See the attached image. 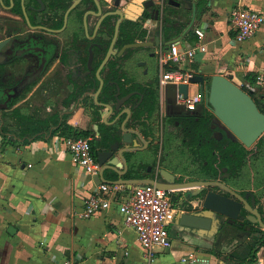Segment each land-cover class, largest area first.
Returning a JSON list of instances; mask_svg holds the SVG:
<instances>
[{
    "label": "crops",
    "instance_id": "obj_1",
    "mask_svg": "<svg viewBox=\"0 0 264 264\" xmlns=\"http://www.w3.org/2000/svg\"><path fill=\"white\" fill-rule=\"evenodd\" d=\"M146 1L122 0L118 8L125 14L123 21L127 19L143 24L147 30L145 39L162 42L183 33L192 16V4L197 5L198 0H167L165 3L163 0H152L154 5L150 7L145 6ZM103 5L105 9H110L113 2L104 0ZM165 5L175 10L171 14L177 21L176 27L186 23L176 36H169L163 27ZM238 7L264 12V0H209L208 9L200 18L196 17L192 34L189 33L191 28L177 42L183 49L203 42L206 51H198L194 59L185 65L181 64V67L193 74L201 73L205 79H211L215 74H226L238 84L254 89L257 80L252 83L247 76L252 72L263 76L264 25L253 38L238 41L229 22L230 13ZM158 9L162 13L157 18ZM147 12L149 16L144 17ZM198 27L206 31L203 40L195 33ZM121 47L119 45L117 48ZM152 48H148L139 60L130 59L132 50L125 51L115 60L119 68L116 76L111 77L108 69L103 73L105 84L108 79V83L113 79L122 84L127 78L139 85H147L155 73L159 63L157 53L161 50L160 46L155 47L156 56L152 57L149 56ZM99 83V80H91L89 85L96 90ZM195 85L199 88L198 84ZM34 92L35 89L12 107L9 105L8 108L0 109V264H142L144 249L134 229L126 226L117 200L109 208L89 218L79 216L96 181L87 178L68 155L57 153L62 147L60 137L64 135L58 131L30 142H25V138L21 137L19 125L11 111L18 107L31 113L23 108V104L32 98ZM129 92L124 90L121 96ZM138 96L127 100L123 107H131ZM78 99L74 98L75 106L65 113L66 119L75 129L90 131L89 137L96 156L99 149L107 147L100 144L106 128L114 131L121 147L127 146L123 142L121 128L126 114L121 115L116 109L111 111L97 104L93 92L86 96L84 106L78 105ZM161 99V105H172L167 101L166 92ZM99 101L114 105L117 100ZM103 115H106V119ZM5 124H11L14 128L4 132ZM126 126L139 131L130 123V119ZM142 133L144 138L149 135L146 131ZM133 139L135 144L140 142L136 135ZM143 147L142 151L128 152L126 156L136 155L147 159L148 146ZM129 174H132L130 169L124 177L130 178ZM121 186L125 190L130 189L126 185ZM170 228L176 230V236H171ZM213 231L214 228H183L175 219L169 227L171 246L157 248L155 264H240L239 258L229 252L218 256L211 251L216 246ZM254 264H264V246L258 250Z\"/></svg>",
    "mask_w": 264,
    "mask_h": 264
},
{
    "label": "flooded vegetation",
    "instance_id": "obj_2",
    "mask_svg": "<svg viewBox=\"0 0 264 264\" xmlns=\"http://www.w3.org/2000/svg\"><path fill=\"white\" fill-rule=\"evenodd\" d=\"M103 1L0 0V42L3 43L0 50V104L8 100L11 106L16 98L21 100L34 89L35 92L41 89L43 94H47L48 102L42 103L50 115H65L75 106L73 100L76 97L79 98L76 101L78 105L84 106L91 87L89 82L98 81L97 69L115 38L117 16H105L106 12L115 10V0H112L110 9L100 11L98 6L104 7ZM118 39L119 36L114 47L119 46ZM91 44L95 51L92 70L88 67ZM160 48L166 49L165 46ZM152 49L156 53V48ZM116 58L109 60L102 75L108 69L111 77L116 76L114 69L119 70ZM160 76L158 63L147 85H139L127 78L122 83L123 91L127 87L130 88L129 93H142V100L137 93L129 98L139 95L131 106L141 101L129 119L142 135V131L149 134L147 137L144 135L149 141L148 157H138L139 162L130 168V178L172 180L169 175L165 176L163 171L166 170L174 176L176 183L212 181L214 184L205 191L214 190L231 198H243L236 218L216 217L219 221L213 235L215 245L229 240L241 243L243 249L244 241L264 239L261 223V220L264 223V132L252 145H247L216 119L205 95L202 98L200 94V101L194 109L180 104L177 95L176 106L161 105ZM246 91L264 113V91ZM147 93L157 94L158 100L153 102L154 109L143 111ZM205 118H208V130L201 131L198 127ZM64 120L68 122L61 117V123ZM174 150L175 153H171ZM221 161L224 165L217 173V163ZM202 187H195L193 194ZM174 189H177L175 199L183 202L182 209L190 210L186 188ZM196 198L199 210L203 211L201 194ZM248 204L259 214L250 212Z\"/></svg>",
    "mask_w": 264,
    "mask_h": 264
},
{
    "label": "water",
    "instance_id": "obj_3",
    "mask_svg": "<svg viewBox=\"0 0 264 264\" xmlns=\"http://www.w3.org/2000/svg\"><path fill=\"white\" fill-rule=\"evenodd\" d=\"M121 2L122 0H115L114 6L117 9L110 10L105 14V16H118V19L116 21L115 38L106 56L103 58L101 64L97 69V79L100 82L99 86L96 90L93 87H89L88 93L93 92L97 104L102 105L110 109L111 111L116 109L119 113H121V115L126 114V118L124 119L121 128L123 130V142L126 143L127 146L121 147L120 143L115 140L109 146L98 150L97 158L101 168L99 173L95 177V181L97 184L108 183L111 185H126L128 187H132L134 184L151 183L165 190L171 188H186L185 191L189 193L187 200L191 202V209L183 210V202H178L179 211L175 218L176 221L183 228H192L198 230L203 228H214L213 232L215 233L218 229L217 224L219 221L216 217L218 215H222L232 219L236 218L240 214L243 198H231L214 190L205 191V188L214 184V182L212 181H189L184 183H176L174 176L166 170L163 171L165 176L167 177L169 175L172 180L166 178L167 181H159L157 179L146 177H124L131 166L139 162V158L136 155L127 157L126 153H137L142 151L144 147L140 145V142L144 145H148L149 141L145 139L142 134L136 129H132L126 126L129 118L131 117L133 109L137 108L141 101L131 107L123 106L133 94H140L141 100L143 98V95L139 91H136L121 96V93L123 91L121 83L112 79L110 80V83L116 86V103L113 105L106 102H100L98 98L103 88L105 87V78L102 75L103 69L107 66L109 60L112 57H121L125 51L130 49L132 50L130 59L139 60L144 56L145 51H147L150 47H169L172 43L178 42L192 28L196 20V3L192 4V16L188 22L187 27L178 37H174L162 42H157V40L153 41L150 39H144L125 43L121 48H117L114 47V44L119 36L121 24L125 17L123 10L118 8L121 6ZM151 5H154V2L152 0H148L145 2L146 7H150ZM98 8L100 11L104 9V7H102L101 5L98 6ZM161 13L162 11L160 9L156 10V17L158 18ZM163 34L165 38V31H163ZM2 45L3 43L0 42V50L2 48ZM93 46L94 45L91 44L89 48L88 67L90 70L94 68V66L92 65L95 52ZM155 55V52L149 53V56L154 57ZM138 63L141 62L138 61ZM189 82L199 85L200 94L202 98L204 97V95L206 96L207 102L212 107L216 119L226 127H228L240 140L244 141L247 145H252L264 132V113L259 109L252 96L245 89H243L240 84L232 80L226 74H215L211 77L210 81L207 82L203 74L194 73L189 78ZM15 90H17V88ZM178 91L184 93L187 96L189 91V84L182 83L180 85H175L173 83H169L166 86V97L168 103L176 106L175 101ZM8 107V100L3 104H0V109ZM93 111H95L94 107ZM103 116L105 118L106 115ZM134 135H136L140 141L138 144H135V141L133 139ZM112 136L113 138H115L116 134H113ZM199 186L203 187L199 190V192L193 194L194 188ZM200 194L202 202L201 208H203V211L199 210L200 207L196 198ZM248 209L250 212L254 211L259 214V212L257 210H254L249 204ZM261 223L264 226L262 220Z\"/></svg>",
    "mask_w": 264,
    "mask_h": 264
},
{
    "label": "built area",
    "instance_id": "obj_4",
    "mask_svg": "<svg viewBox=\"0 0 264 264\" xmlns=\"http://www.w3.org/2000/svg\"><path fill=\"white\" fill-rule=\"evenodd\" d=\"M229 22L236 32L238 41L248 40L253 38L264 25V12L249 7H238L230 13ZM195 33L202 40L206 35L202 27L196 28ZM198 51H206L203 42L186 49L179 47L175 42L168 49L164 51L161 49L158 52L162 96L169 83L191 84L189 78L193 72L185 71L181 64L185 65L194 59ZM167 65L176 69L167 70ZM177 99L185 107L194 109L200 101V90L195 95H192L189 90L187 96L178 91ZM60 140L62 147L57 153L68 155L76 167L81 169L87 178L94 181L101 167L93 151L91 137L62 136ZM94 187L93 192L85 199L79 216L89 218L109 208L111 203L117 200L126 226L134 229L144 249L142 264H155L157 248L171 246L169 227L179 211L178 201L175 199L177 189L165 190L151 183L138 184L129 190H125L121 185L114 186L108 183H95Z\"/></svg>",
    "mask_w": 264,
    "mask_h": 264
},
{
    "label": "trees",
    "instance_id": "obj_5",
    "mask_svg": "<svg viewBox=\"0 0 264 264\" xmlns=\"http://www.w3.org/2000/svg\"><path fill=\"white\" fill-rule=\"evenodd\" d=\"M208 2L209 0H198L197 1V18H200L202 14L208 9ZM175 10L171 8L169 5H165L163 9L162 14V22L163 27L166 29L169 36H176L182 32V30L185 28L186 23H181L180 27H176L175 23L177 22L174 18H172V14ZM148 12L144 14V17H148ZM143 17V18H144ZM171 24V25H169ZM194 28L190 30V34H192ZM147 35V30L143 27V24L138 21H131V20H124L121 24L120 29V35L118 39V44L120 46L124 45L128 42H133L139 40H143L145 36ZM114 66V65H113ZM112 66V68H114ZM176 69V67L167 65V70ZM118 72V69H114V73L116 74ZM258 77V73H249L247 78L250 80V82L255 83ZM210 80V79H209ZM121 83V82H120ZM122 85V84H121ZM244 87V86H242ZM124 90H130V88H123ZM244 89L248 90V88L245 86ZM116 93V86L111 83H106L105 87L103 88L99 100L103 101H111L115 98ZM19 99L16 98L13 103L11 104V107L16 104V102ZM158 100V96L155 93H147L145 101H144V110H152L155 108V105H153V102H156ZM13 117L17 120V123L19 125V133L21 137H24L25 142H30L31 140H35L38 138H44L47 134L50 133H56L60 131L61 134L64 136H89L90 131L89 130H82L79 131L75 129L72 125H70L65 120L61 123V117L66 119V114L61 116L60 114L56 113L54 115H49L47 117L42 116H36L35 114L28 113L22 111L21 108H14L11 111ZM142 113V111H141ZM209 118V117H208ZM208 118H205L203 120V124H200L201 126L198 127L202 130L206 129L208 130L207 120ZM193 122H195V119H193ZM191 127L194 129V126L191 125ZM14 128L11 124H5L3 131H8ZM114 131L111 129H105L103 131V137L102 142L100 143L103 146H108L111 144V142L117 140V137L113 138ZM92 143V142H91ZM93 148V145H92ZM94 151V148H93ZM95 152V151H94ZM217 169L216 172L218 173L220 171V168L222 165H224V162H218L217 163ZM129 177H131V174H129ZM264 246V239L251 242L247 246V252L244 256H239L237 254H232L239 258L240 264H254L257 257L258 250ZM222 245L219 244L217 247H214L211 249V251L218 255L222 256Z\"/></svg>",
    "mask_w": 264,
    "mask_h": 264
},
{
    "label": "rangeland",
    "instance_id": "obj_6",
    "mask_svg": "<svg viewBox=\"0 0 264 264\" xmlns=\"http://www.w3.org/2000/svg\"><path fill=\"white\" fill-rule=\"evenodd\" d=\"M261 72L263 73V76H258L257 83L253 85V88L255 90H257L258 92L264 91V70H262ZM243 83H241V84H243ZM198 90H199V88L197 85H195V84L191 85L190 92L192 95H195ZM46 95H47L46 93L43 94L41 89L36 91L32 95V98L23 104V108H26L29 112L35 114L36 116H43V117L49 116L51 114L50 111L47 109L46 105H43V103H42V102L48 100ZM30 103H32L31 106L29 105ZM27 105H29V106H27ZM171 153H175V150H174V152H171ZM170 233H171L172 237L176 236V234H177V232L174 228H170ZM251 242L252 241H248V240L244 241L243 242V249H242L241 243L232 242L229 240L223 241L221 250H222V253L229 252L232 254H237V255L242 257L246 254L247 246ZM213 244H214V242H213ZM213 244H211V245H213ZM218 245L219 244L217 243L215 247H217Z\"/></svg>",
    "mask_w": 264,
    "mask_h": 264
}]
</instances>
